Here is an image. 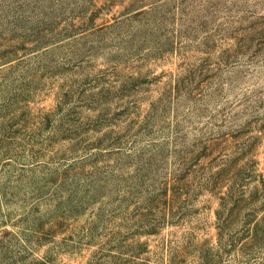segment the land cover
<instances>
[{
	"label": "rangeland",
	"instance_id": "1",
	"mask_svg": "<svg viewBox=\"0 0 264 264\" xmlns=\"http://www.w3.org/2000/svg\"><path fill=\"white\" fill-rule=\"evenodd\" d=\"M0 264H264V0H0Z\"/></svg>",
	"mask_w": 264,
	"mask_h": 264
}]
</instances>
